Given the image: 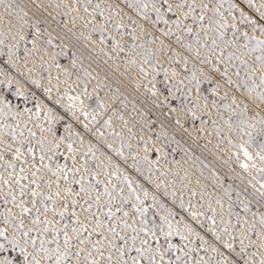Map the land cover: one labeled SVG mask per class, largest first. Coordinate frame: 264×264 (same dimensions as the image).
Segmentation results:
<instances>
[{"label": "snow or ice", "instance_id": "obj_1", "mask_svg": "<svg viewBox=\"0 0 264 264\" xmlns=\"http://www.w3.org/2000/svg\"><path fill=\"white\" fill-rule=\"evenodd\" d=\"M0 264H264V0H0Z\"/></svg>", "mask_w": 264, "mask_h": 264}, {"label": "rangeland", "instance_id": "obj_2", "mask_svg": "<svg viewBox=\"0 0 264 264\" xmlns=\"http://www.w3.org/2000/svg\"><path fill=\"white\" fill-rule=\"evenodd\" d=\"M177 159H179V157L177 156ZM209 159H211V157H209Z\"/></svg>", "mask_w": 264, "mask_h": 264}]
</instances>
